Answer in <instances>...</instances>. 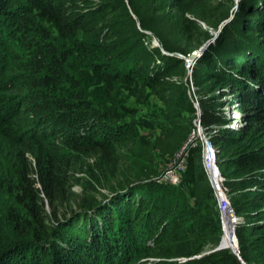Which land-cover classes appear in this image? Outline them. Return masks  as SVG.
I'll return each instance as SVG.
<instances>
[{"label": "trees", "instance_id": "1", "mask_svg": "<svg viewBox=\"0 0 264 264\" xmlns=\"http://www.w3.org/2000/svg\"><path fill=\"white\" fill-rule=\"evenodd\" d=\"M233 7L0 0V264H264V0ZM219 29L188 77L184 59ZM91 81L108 94L124 85L177 97L194 119L196 97L239 218L240 259L219 248L200 146L183 172L187 191L159 180L154 146L170 154L185 124L181 141L139 147L138 112L116 96L98 103Z\"/></svg>", "mask_w": 264, "mask_h": 264}, {"label": "rangeland", "instance_id": "2", "mask_svg": "<svg viewBox=\"0 0 264 264\" xmlns=\"http://www.w3.org/2000/svg\"><path fill=\"white\" fill-rule=\"evenodd\" d=\"M236 10V9H234ZM204 29H207L206 25H201ZM210 34H215L214 30H208ZM152 44L158 45L157 41L155 39H152ZM187 79H185L186 81ZM189 80V79H188ZM190 81V80H189ZM87 91L92 95L93 99L101 103L103 106L108 105V107L111 106V104H108L107 99L114 98V96L117 97V102L120 104H123L127 107L135 108V110L138 112V115L136 116V122L139 126V133L140 137L142 139V142L139 143V147L147 148L149 151H151L152 144L156 143L155 138L161 137L163 142L167 143V145H170L166 141V137L169 140H173V142L181 141L179 139V136L181 135L180 127L181 125H184L188 131V135H186V138L184 141H182L180 144L176 145L174 148H170L171 152L170 154H162V151L159 149V147L154 146L153 151V159L154 162L158 163L157 165L158 169L160 166V176L159 180L162 181L161 178H163L172 168L178 167L183 168L187 167L188 160H189V152L190 150L194 148H198L200 146L201 150V158L200 163L203 168V137H208L206 132L203 130V128L200 126V122L198 121V118L194 119L192 118L191 111L189 108H181V99H178L177 97H172L168 99L166 95L162 93H158L157 91H151L144 89L140 86L137 87H126L124 85H119L117 88L111 93L108 94L104 90V88L96 84L95 82H89L85 85ZM189 86V84H188ZM191 89V86H189V91ZM190 94L191 91H190ZM196 99V97H195ZM170 102L169 104H167ZM172 107L173 110L176 109L175 112H173L171 115H168V112L170 111L167 107ZM230 111V109H228ZM234 113L233 109H231ZM155 115L156 118L150 123L149 116ZM172 116L176 118V121L174 125L172 126L169 121L170 117ZM163 122V124L158 122ZM167 122V123H166ZM194 125L192 126V124ZM199 124L200 129H197V125ZM165 130H173L171 135L167 134ZM178 136V138H176ZM148 142V145L146 144ZM151 142V143H150ZM199 162V160H198ZM199 163V164H200ZM167 184H174V186L180 187L183 189V191H187L188 184L183 178V172L179 174L177 183H172L171 181H165ZM203 195H205V192H202ZM213 196V193H211ZM233 224L231 216H227L224 218V222H221L222 226V236L221 238L223 241H227L229 245L228 235L231 229V225Z\"/></svg>", "mask_w": 264, "mask_h": 264}, {"label": "built area", "instance_id": "3", "mask_svg": "<svg viewBox=\"0 0 264 264\" xmlns=\"http://www.w3.org/2000/svg\"><path fill=\"white\" fill-rule=\"evenodd\" d=\"M194 64L195 63L192 62V60H190L189 58L184 59V66L187 70L188 77L192 73ZM190 91L194 95V88L192 86H191ZM193 100H194V106L197 110V118L199 119L201 111H200V108L196 100L195 99ZM197 129H200L199 124L197 125ZM202 141H203V169L207 176L209 185L212 189V192H213V195L216 201V207H217V210L220 216V220L223 223L225 217L231 216L232 221H233V224H232V231H233L235 229L236 224L239 222V218L233 214L228 195L222 189L221 185H222L223 179L220 176V173L216 165V149L212 145L208 137L204 136ZM184 171H185V167L180 168V169H179V166L172 168L170 172H168V174H166L163 178H161L162 182L171 181L172 183H177L179 174Z\"/></svg>", "mask_w": 264, "mask_h": 264}, {"label": "water", "instance_id": "4", "mask_svg": "<svg viewBox=\"0 0 264 264\" xmlns=\"http://www.w3.org/2000/svg\"><path fill=\"white\" fill-rule=\"evenodd\" d=\"M240 3V0H234V7H233V10L237 8L238 4ZM221 28V27H220ZM220 31V29L215 32V34H213V38L208 40L206 43H204L198 50L194 51L190 56L186 57V58H189L190 60H192V62L196 63L198 57L201 55V53L207 48L209 42H211L212 40H214L217 35H218V32ZM179 57L183 58V56H180L179 54H177ZM198 121L200 122V118L198 119ZM111 195H108L107 197H109ZM234 214V213H233ZM231 242H233V246L232 245H226L224 244L223 242V239L221 238V241H220V244H219V248H229L231 249L236 255H238V247H237V242H236V238H235V235H234V230L232 231L231 233ZM235 243V244H234ZM239 256V255H238ZM240 259V257H239ZM242 264H245L241 261Z\"/></svg>", "mask_w": 264, "mask_h": 264}, {"label": "bare ground", "instance_id": "5", "mask_svg": "<svg viewBox=\"0 0 264 264\" xmlns=\"http://www.w3.org/2000/svg\"><path fill=\"white\" fill-rule=\"evenodd\" d=\"M228 240H229V235H228ZM224 242V244H226V245H228V243H227V241L225 240V241H223Z\"/></svg>", "mask_w": 264, "mask_h": 264}]
</instances>
